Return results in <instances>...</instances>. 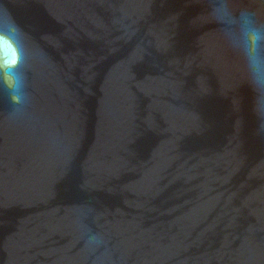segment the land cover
Returning <instances> with one entry per match:
<instances>
[{"label": "water", "instance_id": "1", "mask_svg": "<svg viewBox=\"0 0 264 264\" xmlns=\"http://www.w3.org/2000/svg\"><path fill=\"white\" fill-rule=\"evenodd\" d=\"M208 0H0V264H264V136Z\"/></svg>", "mask_w": 264, "mask_h": 264}, {"label": "clouds", "instance_id": "2", "mask_svg": "<svg viewBox=\"0 0 264 264\" xmlns=\"http://www.w3.org/2000/svg\"><path fill=\"white\" fill-rule=\"evenodd\" d=\"M209 16L228 46L242 59L254 92L257 135L264 136V0H208ZM22 32L14 20L0 22V84L13 105L27 97Z\"/></svg>", "mask_w": 264, "mask_h": 264}]
</instances>
